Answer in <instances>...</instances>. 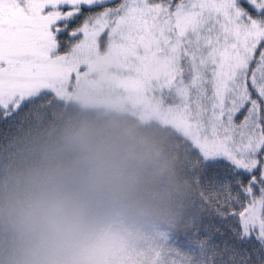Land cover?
<instances>
[{
  "label": "snow or ice",
  "instance_id": "1",
  "mask_svg": "<svg viewBox=\"0 0 264 264\" xmlns=\"http://www.w3.org/2000/svg\"><path fill=\"white\" fill-rule=\"evenodd\" d=\"M74 95L184 145L198 200L150 264H264V0H0L4 136Z\"/></svg>",
  "mask_w": 264,
  "mask_h": 264
},
{
  "label": "clouds",
  "instance_id": "2",
  "mask_svg": "<svg viewBox=\"0 0 264 264\" xmlns=\"http://www.w3.org/2000/svg\"><path fill=\"white\" fill-rule=\"evenodd\" d=\"M197 200L170 126L74 95L0 139V264H150Z\"/></svg>",
  "mask_w": 264,
  "mask_h": 264
},
{
  "label": "trees",
  "instance_id": "3",
  "mask_svg": "<svg viewBox=\"0 0 264 264\" xmlns=\"http://www.w3.org/2000/svg\"><path fill=\"white\" fill-rule=\"evenodd\" d=\"M118 2H119V0H116V1L113 2V4L118 3ZM81 20H82V17H77V18H76V19H75V20L69 25V27L72 28V27L77 26V25L80 23ZM60 39H61L62 42H63V41H66V40L68 39V37H67V33H64L63 35H61ZM65 47H66V45L62 44V46H61V51H63ZM4 131H5V129H4V127H3V124H2V122H0V139H2V138L4 137Z\"/></svg>",
  "mask_w": 264,
  "mask_h": 264
},
{
  "label": "rangeland",
  "instance_id": "4",
  "mask_svg": "<svg viewBox=\"0 0 264 264\" xmlns=\"http://www.w3.org/2000/svg\"><path fill=\"white\" fill-rule=\"evenodd\" d=\"M114 1H116V0H112V3H113Z\"/></svg>",
  "mask_w": 264,
  "mask_h": 264
}]
</instances>
